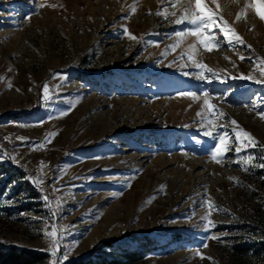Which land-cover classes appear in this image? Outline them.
Masks as SVG:
<instances>
[{
    "label": "rangeland",
    "instance_id": "rangeland-1",
    "mask_svg": "<svg viewBox=\"0 0 264 264\" xmlns=\"http://www.w3.org/2000/svg\"><path fill=\"white\" fill-rule=\"evenodd\" d=\"M219 3L250 49L228 46L218 30L221 46L212 51L195 36H177L191 27L175 24L190 0H0V149L15 156L0 161V241L48 249L43 232L54 224L64 264L103 239L125 243L144 233L160 247L140 264H264L262 251L244 262L232 247L264 243V229L249 217L253 208L264 213V84L256 82L264 74L255 59L264 58V20L250 0ZM201 71L207 80L197 78ZM209 117L212 136L204 134ZM234 129L261 147L238 157ZM225 132L232 150L217 162L211 152ZM49 133L56 135L45 142ZM247 154L257 166H244ZM208 200L219 210L206 232Z\"/></svg>",
    "mask_w": 264,
    "mask_h": 264
},
{
    "label": "snow or ice",
    "instance_id": "snow-or-ice-1",
    "mask_svg": "<svg viewBox=\"0 0 264 264\" xmlns=\"http://www.w3.org/2000/svg\"><path fill=\"white\" fill-rule=\"evenodd\" d=\"M167 2V0H166ZM214 4H216V9H212L208 6L206 0H190V4L192 5L191 7L185 8L183 14L175 20V24H184L187 23L191 25V27L187 28V30H182L176 33L177 36H185V35H192L197 37L198 42L200 45H202L207 51H212L214 48L220 47V39L216 37L215 32L218 30L219 33L222 35V37L225 38L228 46L230 47H236V46H242L245 45V41L243 38L235 31V29L229 25L228 21L224 19L222 15H220V3L219 0H212ZM173 6L175 4V0H172ZM251 8L255 10V14L261 19L264 20V0H250V4L248 5ZM41 8L45 7L44 4L40 5ZM136 9L133 7L131 8V12H135ZM151 14V12L149 13ZM156 15L164 16L165 19L169 17V15H175V13H167L166 11L162 12L158 10ZM245 12L242 9L241 12L237 13L236 19L239 20L241 15H244ZM30 19V17H28ZM126 34L131 38V39H136V37L127 31L126 29ZM247 48H251V45H245ZM191 48H195L196 45H190ZM189 59H192L191 56H189ZM241 60H244L245 57L241 56ZM256 61L261 65L260 71L262 74H264V58L261 57H256ZM195 66L199 69H205L208 73H211L212 70L208 68L207 65L201 64V63H196ZM185 75H189V73L185 72ZM215 75V74H213ZM197 78L201 80H207L208 76L205 74L204 71H201L197 74ZM218 78V77H217ZM240 79H252L251 76H245L244 74H241L239 77ZM257 83H262L264 84V80L256 81ZM9 87H11V84L9 83ZM49 89L47 84L44 85L43 87V92L45 93V96H47ZM180 96H191L193 99L197 98V94L195 92H181L179 93ZM203 95L207 96V93H203ZM205 105H207L209 110H213L215 108L214 105L209 104L208 100L205 99L204 101ZM261 102L258 101L253 107L254 108H259ZM74 107V105H72ZM70 110V109H69ZM68 111L62 112L60 115H67ZM199 115V113H198ZM221 116H224L225 113L220 112ZM258 115L262 119H264V111L258 112ZM231 123L233 125H236L237 122L235 120H232ZM235 132V142H239L243 145V147H237L235 149V152L237 156L239 157L242 152H246L248 148H256V147H261L259 145V142L255 140V138L251 135V133L240 129L239 131H236L235 129L233 130ZM217 132L216 126L212 124L211 117H209V129L205 131L206 136H212L215 135ZM56 133H49L45 137V142H50V137L55 136ZM228 133L225 132L224 134L219 136V143L216 144L215 148L211 152V157L213 160H216L219 162L220 158H223L228 151H231L232 149L228 146L227 144V138ZM19 140L24 141V137H18ZM4 159H11L15 161V156H8V154L3 150L0 149V161ZM260 159L264 160V157H261ZM256 157H254L251 154H247L245 159H244V166L247 167H254L257 166L255 164ZM239 163V159L236 161ZM261 168H264V163H260L258 165ZM27 179H29L34 185H39L43 183V177H36L33 178L32 176H28ZM235 180L236 183H240V181L236 178H232ZM42 199L46 202V206L50 208V211L52 213V216L56 215V208L51 207V201L49 199V196L47 194L42 196ZM207 205L210 209V211L202 217V220H204L205 223V231L208 232L212 228H214L215 222L208 219V217L211 215V210H219L218 206L215 205V203L211 200H208ZM59 207V203L57 205ZM51 230L45 229L43 232V235L45 237L46 242L49 243V248L48 249H34L35 251H47L50 256L53 258L50 261V264H64V261L68 259V252L65 251L62 254L58 255V250H59V245L61 242V233L59 232V229L57 225H50ZM211 239H220V237L216 236H211ZM209 239L208 236L205 237V240ZM0 243H3L0 241ZM17 247H23V245H16ZM207 243H203L202 247H207ZM201 255V258H204L202 253H198ZM209 259H212L209 257Z\"/></svg>",
    "mask_w": 264,
    "mask_h": 264
},
{
    "label": "trees",
    "instance_id": "trees-1",
    "mask_svg": "<svg viewBox=\"0 0 264 264\" xmlns=\"http://www.w3.org/2000/svg\"><path fill=\"white\" fill-rule=\"evenodd\" d=\"M41 94V91H40ZM41 100L38 107H40ZM17 113L16 115H19ZM15 164H11L13 167ZM20 173H26L24 169H19ZM264 183V179L261 181ZM1 192V189H0ZM249 215L251 224L256 229H264V213L253 208ZM264 231V230H263ZM241 235H238L240 238ZM135 240V243L132 242ZM156 237L150 233L143 235H133L125 243L117 239H103L92 250L82 255L80 259L72 261L73 264H140L149 251L159 248L156 244ZM132 242V243H131ZM256 243V242H255ZM258 243V242H257ZM159 246V247H158ZM107 247L112 249L111 254L101 252ZM233 252L244 262L250 260L253 254H264V243L254 244L244 243L240 240L234 243ZM51 256L47 251H35L30 247H17L16 244L7 245L0 243V264H50Z\"/></svg>",
    "mask_w": 264,
    "mask_h": 264
},
{
    "label": "built area",
    "instance_id": "built-area-1",
    "mask_svg": "<svg viewBox=\"0 0 264 264\" xmlns=\"http://www.w3.org/2000/svg\"><path fill=\"white\" fill-rule=\"evenodd\" d=\"M52 259H53V258H51V260H52ZM51 260H50V261H51Z\"/></svg>",
    "mask_w": 264,
    "mask_h": 264
}]
</instances>
